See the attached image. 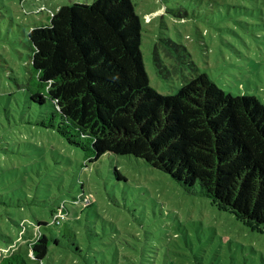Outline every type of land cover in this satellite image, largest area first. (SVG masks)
Wrapping results in <instances>:
<instances>
[{
	"label": "rangeland",
	"instance_id": "obj_1",
	"mask_svg": "<svg viewBox=\"0 0 264 264\" xmlns=\"http://www.w3.org/2000/svg\"><path fill=\"white\" fill-rule=\"evenodd\" d=\"M132 1L159 93L176 94L206 73L226 94L264 104V0ZM86 2L93 0H0V249L7 250L5 237L22 245L18 239L38 233V222L47 223L41 232L59 235L65 228L51 225L52 211L90 195L93 204L67 225L77 240H63L64 247L80 242L83 255L54 250L45 264H264V232L135 157L107 153L90 161L40 125L51 105H29L23 90L31 72L29 32L49 24L60 7Z\"/></svg>",
	"mask_w": 264,
	"mask_h": 264
},
{
	"label": "trees",
	"instance_id": "obj_2",
	"mask_svg": "<svg viewBox=\"0 0 264 264\" xmlns=\"http://www.w3.org/2000/svg\"><path fill=\"white\" fill-rule=\"evenodd\" d=\"M49 18L29 32L31 72L23 87L29 105H51L40 125L90 161L107 153L135 157L263 233L264 104L255 96L226 94L206 73L176 94L159 93L146 70L143 23L132 0L73 3ZM92 204L83 195L52 211L51 225L65 228L59 235L41 232L47 223L38 222V233L18 239L22 245L3 238L9 243L0 249V264H45L63 249L82 256L80 242L72 241L73 252L63 240H77L67 225Z\"/></svg>",
	"mask_w": 264,
	"mask_h": 264
}]
</instances>
